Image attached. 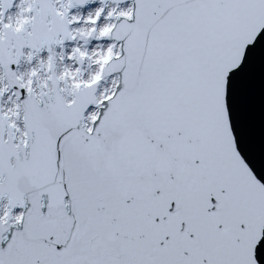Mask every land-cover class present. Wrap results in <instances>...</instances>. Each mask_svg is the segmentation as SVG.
Instances as JSON below:
<instances>
[{
  "label": "snow or ice",
  "instance_id": "obj_1",
  "mask_svg": "<svg viewBox=\"0 0 264 264\" xmlns=\"http://www.w3.org/2000/svg\"><path fill=\"white\" fill-rule=\"evenodd\" d=\"M0 264H264V0H0Z\"/></svg>",
  "mask_w": 264,
  "mask_h": 264
}]
</instances>
